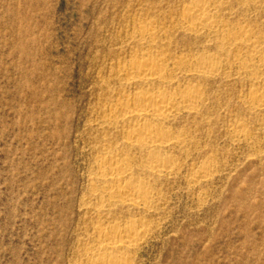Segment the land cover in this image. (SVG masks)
Returning a JSON list of instances; mask_svg holds the SVG:
<instances>
[{
  "label": "rangeland",
  "instance_id": "rangeland-1",
  "mask_svg": "<svg viewBox=\"0 0 264 264\" xmlns=\"http://www.w3.org/2000/svg\"><path fill=\"white\" fill-rule=\"evenodd\" d=\"M195 1L0 0V264H82L99 216L92 180L110 153L154 189L148 211L124 206L105 221L150 224L134 264H264V107L250 97L264 91V65L240 70L236 58L255 59L245 46L188 30ZM212 12L231 31L248 28L264 55V0H217ZM142 26L153 43L138 40ZM148 51L173 72L133 85L124 66ZM204 54L218 56L216 74L190 71ZM188 83L202 103L164 124L184 144L164 151L177 168L154 176L114 105Z\"/></svg>",
  "mask_w": 264,
  "mask_h": 264
},
{
  "label": "bare ground",
  "instance_id": "bare-ground-1",
  "mask_svg": "<svg viewBox=\"0 0 264 264\" xmlns=\"http://www.w3.org/2000/svg\"><path fill=\"white\" fill-rule=\"evenodd\" d=\"M216 1L197 0L185 9L182 19L188 25V30L195 33H206L211 37H223V40L227 37L245 46L255 59L247 62L236 58L234 62L238 63L240 70L254 69L257 62H262L260 64L264 65L263 50L252 44L253 33L246 27L231 31L229 26L222 23L219 16L212 12ZM136 35L139 37L138 40H145L142 42L144 44L153 43L156 37L151 28L144 26L136 31ZM218 60L217 55L204 54L194 62L190 71L201 77L214 75L220 69ZM179 63L177 62L174 67L179 66ZM124 70L129 75L128 82L133 85L146 81L163 83L168 78L166 76L173 72V69L168 67L163 59L150 51L143 53L140 58L129 61L124 66ZM250 97L253 105L257 101L261 102L255 108L264 107V91L253 87L250 90ZM201 103L200 85L188 83L180 93L139 91L133 96L118 100L114 106L115 110L122 112L126 123H133L128 144L146 151L145 164L151 174L157 177H167L177 166L171 156L166 155L164 151L169 147L182 146L184 139L169 134L164 124L173 119L181 110H196ZM131 162V158L118 153H110L97 162L102 172L93 178L92 182L94 184L93 194L96 199H99V205L93 206L90 210L99 216L97 224L93 227L94 246H85V259L82 264H134L133 253L137 251L152 230L150 224L143 218L137 220L136 217L124 219L123 222L114 218L116 221L114 225L109 224L110 228L105 226V221L111 220L109 216L117 209L125 206L148 211L154 202L152 185L128 171ZM209 174V166L206 165L194 174L195 180L208 177Z\"/></svg>",
  "mask_w": 264,
  "mask_h": 264
}]
</instances>
